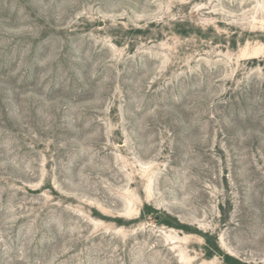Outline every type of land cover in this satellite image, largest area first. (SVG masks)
Masks as SVG:
<instances>
[{
	"label": "rangeland",
	"instance_id": "1",
	"mask_svg": "<svg viewBox=\"0 0 264 264\" xmlns=\"http://www.w3.org/2000/svg\"><path fill=\"white\" fill-rule=\"evenodd\" d=\"M224 256L264 264V0H0V264Z\"/></svg>",
	"mask_w": 264,
	"mask_h": 264
},
{
	"label": "trees",
	"instance_id": "2",
	"mask_svg": "<svg viewBox=\"0 0 264 264\" xmlns=\"http://www.w3.org/2000/svg\"><path fill=\"white\" fill-rule=\"evenodd\" d=\"M162 224H164L165 226H168V227H173L174 226L171 223H162ZM176 228L185 230V227H183L181 225L177 226ZM214 248H215L214 249L215 251H212L211 253H209L208 258H210L215 252L216 253L219 252L218 248L216 246H214ZM223 259H224V263L225 264H245V263H240L238 261H235L234 259H232L231 257H228V256H224Z\"/></svg>",
	"mask_w": 264,
	"mask_h": 264
}]
</instances>
